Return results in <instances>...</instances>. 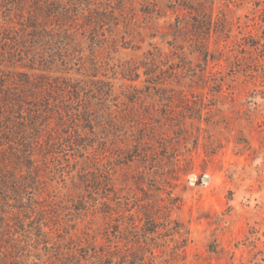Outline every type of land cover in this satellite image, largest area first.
Listing matches in <instances>:
<instances>
[{
  "label": "rangeland",
  "instance_id": "obj_1",
  "mask_svg": "<svg viewBox=\"0 0 264 264\" xmlns=\"http://www.w3.org/2000/svg\"><path fill=\"white\" fill-rule=\"evenodd\" d=\"M93 3L111 7L117 25L98 29L103 46L92 45L78 20L69 54L97 63L112 92L102 150L80 158L58 148L55 225L135 264H264V74L237 47L256 33L264 0ZM3 11L0 30L18 21ZM132 68L138 76L123 78ZM89 168L102 177L94 202L80 181Z\"/></svg>",
  "mask_w": 264,
  "mask_h": 264
},
{
  "label": "trees",
  "instance_id": "obj_2",
  "mask_svg": "<svg viewBox=\"0 0 264 264\" xmlns=\"http://www.w3.org/2000/svg\"><path fill=\"white\" fill-rule=\"evenodd\" d=\"M92 6L93 0H0L10 24L13 16L18 20L17 26L0 30V264H135L116 255L114 246H80L60 232L56 208L48 203L50 174L64 168L59 149L71 147L80 158L102 150L100 127L112 85L101 77L97 63L69 54L76 46L78 20L79 30L91 27L92 45L103 46L98 29L117 25L111 7L99 11ZM253 26L256 33L242 37L237 47L255 56L264 74V9ZM17 66L21 71L10 69ZM71 69L82 78L67 76ZM120 70L123 78L138 76L137 68ZM85 171L87 179L80 181L94 202L102 177L97 169ZM109 192L102 198L109 199Z\"/></svg>",
  "mask_w": 264,
  "mask_h": 264
}]
</instances>
